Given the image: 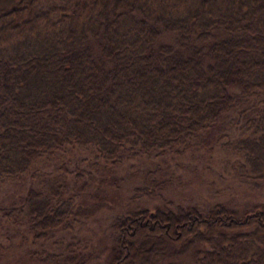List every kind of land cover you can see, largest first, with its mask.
I'll list each match as a JSON object with an SVG mask.
<instances>
[{"label":"trees","instance_id":"1","mask_svg":"<svg viewBox=\"0 0 264 264\" xmlns=\"http://www.w3.org/2000/svg\"><path fill=\"white\" fill-rule=\"evenodd\" d=\"M7 34L20 39L0 46L1 224L53 233L76 216L65 179L100 177L86 166L113 173L230 129L264 172V0H0ZM111 224L101 264H264V199L162 201Z\"/></svg>","mask_w":264,"mask_h":264},{"label":"rangeland","instance_id":"2","mask_svg":"<svg viewBox=\"0 0 264 264\" xmlns=\"http://www.w3.org/2000/svg\"><path fill=\"white\" fill-rule=\"evenodd\" d=\"M36 27L39 32L40 26ZM18 39L19 35L7 34L0 46L8 49V42ZM228 133L229 136L214 134L212 137H217L220 145L213 147L209 137L199 148L157 156L137 153L113 173L92 172L86 166L92 176L100 177H95L85 189L77 187L72 179H65L61 191L76 195L72 199L76 216L65 228L39 237L29 233L22 222L12 228L0 223V264H101L110 246L111 221L132 206L153 208L172 200L199 208L218 202L243 210L264 199V172L254 171L244 158L242 147H234L238 146L237 130L230 129ZM226 140L233 147L222 143ZM73 169L74 163L64 170L68 178L74 176ZM11 189L5 191L7 195ZM4 195L0 194V203L7 204Z\"/></svg>","mask_w":264,"mask_h":264}]
</instances>
